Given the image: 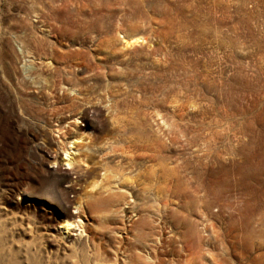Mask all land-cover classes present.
Masks as SVG:
<instances>
[{
    "label": "rangeland",
    "instance_id": "obj_1",
    "mask_svg": "<svg viewBox=\"0 0 264 264\" xmlns=\"http://www.w3.org/2000/svg\"><path fill=\"white\" fill-rule=\"evenodd\" d=\"M49 1L0 0L8 213L62 236L78 224L103 264H264V0ZM50 44L98 73H52Z\"/></svg>",
    "mask_w": 264,
    "mask_h": 264
},
{
    "label": "bare ground",
    "instance_id": "obj_2",
    "mask_svg": "<svg viewBox=\"0 0 264 264\" xmlns=\"http://www.w3.org/2000/svg\"><path fill=\"white\" fill-rule=\"evenodd\" d=\"M54 3L55 0H50L48 5L53 7ZM53 8H55L54 10H61L65 9L66 5L60 4ZM142 42H144L142 37H131L130 39L124 40L126 45ZM48 46L50 51L46 57L52 61L53 66L50 68V71L54 74L66 72L73 75L72 71L66 69L72 63L77 64V67L80 69L92 73H98L100 69V66L95 62L75 58L80 51L78 48L75 50V54L71 56L67 53L56 55L60 49L54 44ZM14 98L15 106L18 111H25L29 116L34 115L31 108L26 105H30L29 101H27L22 94L15 92ZM52 99L56 106L62 103L63 97L54 96ZM44 152L46 155L43 157V160L47 163L54 164L56 161L55 156L45 150ZM66 165L71 166V168L68 171L62 172V175L64 177H68L69 175L75 176L74 180L69 179L68 182L74 183L75 185L83 183L86 170L79 165H75L73 162H66ZM19 186L20 184L12 182H9V184L2 182L0 186V264H87L78 258L77 254L80 250L89 254L93 260H96L93 261V264L104 263H99V261H97L102 256L100 249L95 247L91 237L85 229H82L78 224L76 225L77 230H81L79 236L73 237L70 234L62 236L56 233L57 230L53 228V225L37 226L36 223L30 220L31 218L27 219L19 215L18 217L10 215L5 205L8 198L6 195L10 192L12 195L16 196L19 193ZM72 205H75V209H78L80 207V201H72ZM17 207L21 209V206L17 205ZM62 218V222L65 223L66 226H70L73 225L75 219L79 217L64 212L62 213ZM196 238L198 239V237ZM195 255L196 253H190L189 259L185 264H192V261L197 259ZM130 258L131 260L133 259L132 256H130ZM149 261V257L146 256L140 264H150ZM113 264H116V258H114ZM151 264H153V262H151Z\"/></svg>",
    "mask_w": 264,
    "mask_h": 264
}]
</instances>
